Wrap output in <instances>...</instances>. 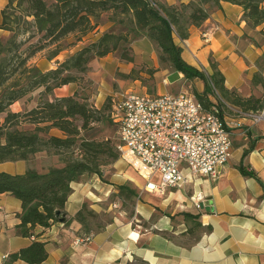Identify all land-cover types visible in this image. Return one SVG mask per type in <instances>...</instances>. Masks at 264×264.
Segmentation results:
<instances>
[{
    "label": "crops",
    "instance_id": "obj_1",
    "mask_svg": "<svg viewBox=\"0 0 264 264\" xmlns=\"http://www.w3.org/2000/svg\"><path fill=\"white\" fill-rule=\"evenodd\" d=\"M166 1L173 4L178 0ZM7 3L0 0V23ZM242 13L239 5L221 2L202 24L190 26L187 38L174 36V42L182 47V57L199 69L210 72L211 58L227 88L242 96L263 97L264 87L254 83L253 77L258 73L264 79V23L251 27ZM113 24L108 21L97 25L82 35L78 44L97 39ZM214 27L218 29L206 38L205 33ZM62 56L60 53L57 60ZM55 60L47 69L56 66ZM153 65L158 68L155 58ZM125 67L128 73L131 67ZM169 73H174L177 81L185 79L182 73ZM190 82L198 92L203 91L200 80ZM57 90L67 92L58 97L73 93L68 84L55 89V94ZM223 113L227 120L238 121L241 126L230 128L231 155L217 179L196 177L184 186L168 187L160 193L147 191V180L133 178L130 173L117 184L102 182L97 174H84L71 183L63 211L65 221L48 227L36 225L32 236L16 231L21 201L10 193H1L0 264L34 239L44 242L47 251V258L40 264H264V108L243 113L229 105V111ZM52 131L61 135L57 129ZM59 165L45 151H39L27 160L0 162V172H45ZM240 166L251 174H243ZM151 181L158 182V176ZM132 189L137 200L127 202L131 207L128 215L113 198L119 191ZM197 194L203 197L199 208L191 198ZM84 209L109 220L91 227L87 219L76 217ZM132 218L136 227H132ZM87 235L88 241L75 242ZM11 264L30 263L18 259Z\"/></svg>",
    "mask_w": 264,
    "mask_h": 264
},
{
    "label": "trees",
    "instance_id": "obj_2",
    "mask_svg": "<svg viewBox=\"0 0 264 264\" xmlns=\"http://www.w3.org/2000/svg\"><path fill=\"white\" fill-rule=\"evenodd\" d=\"M29 1V7H26V0H8L2 10L0 28L10 31L11 35L6 40L0 37V115L4 114L0 121V162L27 160L33 154L45 151L60 155L61 165L45 172L33 169L22 174L0 172V194L10 193L21 201L20 221L16 225L18 234L32 236L36 225L48 227L57 222L56 211H64L72 191L71 183L84 174L102 177L103 166L119 157L115 138L84 136L83 131L102 120L101 108L89 103L87 97L77 91L58 97L54 95V89L74 82L78 73L86 71L92 58L103 57L117 49L121 41L127 40L126 34L105 31L63 61L56 59L55 68L42 70L29 63L31 57L50 45L54 47L45 57L48 60L56 58L64 49L60 39L75 31L92 30L97 26L92 18L98 13L112 11V20L154 43L160 64L182 73L187 80H200L203 91L193 90L192 93L204 106L215 103L229 111L231 105L243 113H255L264 108V96L246 97L227 88L223 74L211 58L210 72L199 69L182 57V47L174 42V36L182 40L187 38L190 26L202 24L221 2L239 5L243 10L242 18L251 27L260 26L264 23V0H178L173 4L165 0H53L49 6L43 0ZM30 8L32 15L28 11ZM21 22L27 25L25 32L33 27L41 35L39 43L31 41L35 36L32 31L25 39L17 41ZM120 59L126 58L121 56ZM132 70L123 76H131ZM253 82L264 87V79L258 73ZM38 88L41 89L40 101L35 107L23 112L10 110L14 102ZM110 109L109 97V119ZM20 123L32 128L20 129ZM51 129H57L61 135L50 134ZM240 171L251 174L243 166ZM87 212L92 211L80 210L76 217L87 219ZM46 258L44 242L34 239L28 246L10 253L2 264H11L18 259L40 264Z\"/></svg>",
    "mask_w": 264,
    "mask_h": 264
},
{
    "label": "built area",
    "instance_id": "obj_3",
    "mask_svg": "<svg viewBox=\"0 0 264 264\" xmlns=\"http://www.w3.org/2000/svg\"><path fill=\"white\" fill-rule=\"evenodd\" d=\"M216 29L205 33L206 38ZM110 104L119 158L147 180V191L161 193L201 176L217 179L231 155L230 128L241 126L227 120L219 105L206 107L185 88L164 94L118 91ZM154 175L158 182L151 181ZM191 198L199 208L203 197Z\"/></svg>",
    "mask_w": 264,
    "mask_h": 264
},
{
    "label": "rangeland",
    "instance_id": "obj_4",
    "mask_svg": "<svg viewBox=\"0 0 264 264\" xmlns=\"http://www.w3.org/2000/svg\"><path fill=\"white\" fill-rule=\"evenodd\" d=\"M26 7H29L30 1L26 0ZM48 6L52 4L53 0H43ZM166 1V0H165ZM167 2V1H166ZM168 3V2H167ZM29 13L32 15L33 10L30 8ZM112 11H102L98 13L97 16L92 18L93 23L97 25L106 23L108 21L113 22L114 24L110 26V29H107L108 32L113 33H123L126 34L127 40L121 41L117 49L112 50L110 53L102 57L92 58L87 66L85 72L77 74V79L74 82H71L69 85L70 92L77 91V93L83 97H87L89 103H92L95 107L101 108L102 120L100 122H95L90 128L86 131H83L84 136L87 138L94 139H110L112 140L116 136V125L112 120L109 119V97L115 94L118 91H133L136 93L147 92L151 94H164V93H175L181 88L188 89L189 91L196 90V85L191 83L190 80L182 79L177 81L174 73H169L173 71L166 64H160L157 57V50L155 45L143 34H135L128 29V26L120 24L112 20ZM32 18V17H31ZM30 19V17H28ZM33 19V18H32ZM27 25L22 22L19 25L20 34L16 36L17 41L23 40L29 35L32 31L35 36L31 39L32 42H38L40 34L36 33L33 27L28 28L29 32H25ZM94 29V28H93ZM91 31V30H90ZM89 31H75L69 33L68 35L61 38L60 42L62 43V48H64L60 53L63 61L69 55L75 53L82 46L87 45L91 41H86L84 44H78L81 40V36L86 34ZM11 35L10 31L1 30L0 37L3 40H6ZM45 41L49 42V39ZM39 43V42H38ZM41 43L44 44V40L41 39ZM78 44V45H77ZM54 45L46 46L42 50L38 51L33 57L30 58L29 63L37 65L40 69H47L53 62H49L46 59V55L49 54L50 50L53 49ZM59 53V54H60ZM136 55L134 57L133 55ZM125 57V60L120 59V57ZM134 57V58H133ZM97 58H102L97 59ZM154 58L158 62L157 70L155 69ZM129 59V60H128ZM131 59L133 61L129 62ZM119 63V64H118ZM56 65V64H55ZM130 65L131 76L124 77L126 71L129 68L125 66ZM55 68V67H54ZM130 69V71H131ZM159 70V74L158 71ZM157 72V73H156ZM133 75V76H132ZM136 77L137 79H133ZM167 78V82L164 80ZM136 80V83L134 81ZM57 89V88H55ZM54 89V90H55ZM40 91L38 88L33 92L27 94L25 97L14 102L10 106V110L25 111L30 110L35 107L40 101ZM55 96L66 94V91L57 90ZM45 98V97H44ZM4 114L0 115V121H2ZM20 129H31L32 126L24 123L18 125ZM50 134L57 135V132L50 130ZM34 155V154H33ZM32 155V156H33ZM48 157L54 159L56 163H60V155L46 152ZM30 156V158L32 157ZM132 174V177L139 179L142 176L133 169L131 165L121 160L119 157L116 161L108 163L102 168V177L100 180L102 182L114 183L117 184L118 181H121L123 177H126V174ZM117 174V176H116ZM133 190V189H132ZM134 191V190H133ZM137 193L130 191H119L118 197H114L113 200L119 201L121 209L129 215L131 207L129 206L130 200H137ZM128 202V203H127ZM87 211H90L87 209ZM134 212V205L132 204V215ZM87 220L90 223V226L99 225L102 222L109 220V217L100 216L96 213L87 212ZM141 226L144 227V222L141 223ZM132 227H136V222L132 218Z\"/></svg>",
    "mask_w": 264,
    "mask_h": 264
},
{
    "label": "water",
    "instance_id": "obj_5",
    "mask_svg": "<svg viewBox=\"0 0 264 264\" xmlns=\"http://www.w3.org/2000/svg\"><path fill=\"white\" fill-rule=\"evenodd\" d=\"M56 215H57V218H58V221L59 222H64L65 221V215L63 212L61 211H56Z\"/></svg>",
    "mask_w": 264,
    "mask_h": 264
}]
</instances>
